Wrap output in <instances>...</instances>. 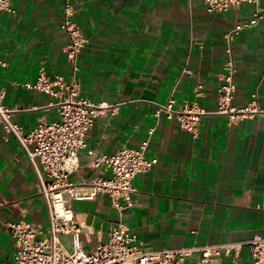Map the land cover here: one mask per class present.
Returning <instances> with one entry per match:
<instances>
[{
  "label": "crops",
  "instance_id": "1",
  "mask_svg": "<svg viewBox=\"0 0 264 264\" xmlns=\"http://www.w3.org/2000/svg\"><path fill=\"white\" fill-rule=\"evenodd\" d=\"M11 2L14 13L0 10L2 104L16 109L12 121L28 131L39 119H59L49 95L22 83L33 82L41 67L49 74L67 73V36L60 28L65 0ZM69 2L87 37L78 55L80 96L118 105L114 114L95 118L70 179L89 181L100 173L90 166L97 153L137 148L151 126L145 156L156 159L149 171L132 179L134 204L121 214L106 194L71 201L83 222L84 249L91 251L106 241L119 220L128 224L143 249L195 247L182 264H202L204 245L264 236V117L233 122L213 113L226 59L223 35L248 21L255 7L241 3L208 12L203 0ZM257 9L261 19L232 42L235 106L244 105L256 90L264 107V0ZM197 84L202 86L199 96ZM170 94L176 109L196 101L211 112L201 117L195 136L163 114L154 116ZM16 219L45 229L47 206L37 189L33 163L0 125V264L13 259L6 222ZM61 239L70 247L68 235ZM209 264H251L249 246H241L236 255L222 251Z\"/></svg>",
  "mask_w": 264,
  "mask_h": 264
},
{
  "label": "built area",
  "instance_id": "2",
  "mask_svg": "<svg viewBox=\"0 0 264 264\" xmlns=\"http://www.w3.org/2000/svg\"><path fill=\"white\" fill-rule=\"evenodd\" d=\"M203 2L208 12H223L241 3L255 7L248 21L236 24L223 35L226 59L219 75L217 108L213 113L226 115L233 122L264 117V107L258 103L256 90L250 93L244 105L235 106L232 102L236 72L232 42L240 31L255 25L261 19L257 9L260 0ZM0 10L15 12L11 0H0ZM60 28L67 36L64 46L67 73L49 74L41 67L33 82L22 83L25 88L49 95L53 99L49 105L57 108L59 119L52 122L39 119L34 128L24 131L21 125L11 119V114L16 109L2 104L5 90L0 88V125L6 133L15 137L26 157L33 163L37 173V189L46 202L48 220L45 229L23 219L6 222L14 246L13 259L9 264H182L196 250L195 247L143 249L131 234L128 224L122 220L111 227L106 241L98 242L91 251L84 249L81 241L83 222L74 212L71 201L93 200L99 194H106L119 214L130 209L134 204L135 192L132 179L138 173L149 171L156 163V159L145 156L154 127L147 129V138L137 148L120 146L112 153H97L90 161V166L98 168L100 173L89 181L74 182L70 179V175L79 167L78 153L85 147L88 130L95 118L114 114L118 105L104 101L94 102L80 96L78 55L87 42V37L73 18L69 0H65L63 5ZM0 65H5L1 59ZM183 72L191 71L184 68ZM201 87V84L196 85V96L201 95ZM173 103L174 99L170 94L164 103L157 105L154 116L163 114L195 136L201 117L211 112L196 101L185 102L178 109L173 107ZM62 235L70 237V247L63 243ZM243 245L249 246L251 264H264V236L260 234H254L244 242L204 245L200 247V262L209 264L211 257L219 256L222 251H232L236 255Z\"/></svg>",
  "mask_w": 264,
  "mask_h": 264
}]
</instances>
